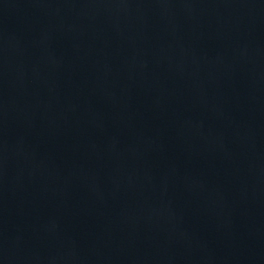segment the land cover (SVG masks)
<instances>
[{
    "label": "water",
    "instance_id": "obj_1",
    "mask_svg": "<svg viewBox=\"0 0 264 264\" xmlns=\"http://www.w3.org/2000/svg\"><path fill=\"white\" fill-rule=\"evenodd\" d=\"M0 264H264V0H0Z\"/></svg>",
    "mask_w": 264,
    "mask_h": 264
}]
</instances>
